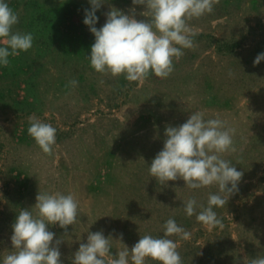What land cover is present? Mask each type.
<instances>
[{
    "label": "rangeland",
    "instance_id": "rangeland-1",
    "mask_svg": "<svg viewBox=\"0 0 264 264\" xmlns=\"http://www.w3.org/2000/svg\"><path fill=\"white\" fill-rule=\"evenodd\" d=\"M8 2L19 15L15 28L35 39L0 69V256L12 247L16 213L32 206L35 212L39 191L72 193L79 202L74 225L50 226L62 238L64 264L88 230L113 238L122 233L131 248L140 235H160L169 217L191 233L188 240L172 237L183 264H250L264 255V61L253 64L264 52V0H219L212 13L187 21L197 33L194 47L174 59L169 77L149 74L134 82L90 67L94 35L82 22L87 0ZM130 5L107 0L96 26L111 6L127 12ZM191 111L236 130L235 151L223 156L243 176L239 190L216 209L222 230L207 229L181 208L192 196L206 204L215 186L191 190L182 179L165 186L149 175L166 125L184 123ZM33 114L57 129L51 155L27 132ZM112 243L114 254L124 247Z\"/></svg>",
    "mask_w": 264,
    "mask_h": 264
},
{
    "label": "clouds",
    "instance_id": "clouds-1",
    "mask_svg": "<svg viewBox=\"0 0 264 264\" xmlns=\"http://www.w3.org/2000/svg\"><path fill=\"white\" fill-rule=\"evenodd\" d=\"M107 0H87L83 24L94 35L87 59L98 73L113 77L123 75L129 82L142 81L155 74L167 78L174 70V59L184 55L185 49L194 47L193 32L187 21L214 11L219 0H131L129 10L111 6L105 22L96 26L97 12ZM142 5L143 9L136 6ZM147 19H138L137 16ZM19 15L8 0H0V69L11 64V58L33 47L34 35L17 30ZM264 61V52L258 53L253 64ZM75 86L78 82H70ZM28 134L46 154H53L57 142V129L35 114L29 117ZM236 130L219 117L205 118L201 111H191L180 125H166L162 149L148 165L150 177L160 185L182 179L191 190L215 186L207 202L195 196L182 200L184 214L195 216L207 229L224 228L223 219L216 209L223 208L230 195L239 190L243 172L237 170L223 154L235 151ZM35 212L23 208L16 213L11 225V249L0 256V264H64L60 251L61 239L50 226L67 230L79 219V202L72 193L41 192L36 196ZM86 241L69 257L70 264H146L148 259L158 264H183L178 244L172 237L188 240L191 233L178 224L174 217L167 218L158 236L146 233L129 248L123 243V234L113 238L103 230L87 231ZM67 235V232H66ZM82 237L77 239L80 241ZM113 240L122 242L121 250L112 252ZM250 264H264V255L250 260Z\"/></svg>",
    "mask_w": 264,
    "mask_h": 264
}]
</instances>
